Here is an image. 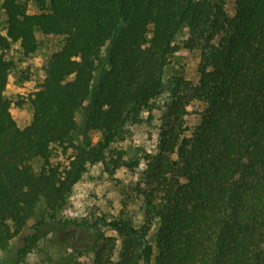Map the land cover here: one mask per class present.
<instances>
[{"label": "trees", "instance_id": "1", "mask_svg": "<svg viewBox=\"0 0 264 264\" xmlns=\"http://www.w3.org/2000/svg\"><path fill=\"white\" fill-rule=\"evenodd\" d=\"M46 1L38 0L36 13L22 0L0 4V249L21 236L20 264L48 220L89 225L58 214L89 164L120 166L106 151L165 91L175 38L186 29L183 46L201 52L200 79L169 81L158 151L146 155L140 182L159 221V252L148 238L152 221L138 227L102 217L91 226L115 231L121 245L113 261L116 240L96 235L103 247L94 264H264V0H234L232 14L228 0ZM39 32L64 43L22 128L6 95L16 67L11 49L20 43L31 60ZM195 103L201 110L190 128ZM92 130L103 134L97 144ZM57 144L75 149L67 167L50 161ZM38 158L45 164L35 171Z\"/></svg>", "mask_w": 264, "mask_h": 264}, {"label": "rangeland", "instance_id": "2", "mask_svg": "<svg viewBox=\"0 0 264 264\" xmlns=\"http://www.w3.org/2000/svg\"><path fill=\"white\" fill-rule=\"evenodd\" d=\"M4 0H0V4ZM30 13L39 11L38 0H22ZM49 5V1H46ZM228 12L233 13L234 0H228ZM5 16L0 18V34H5ZM188 30L184 29L175 38L176 52L172 55L169 65L165 69L164 81L167 84L165 91L152 104L151 110L144 109L141 113V121L129 122L126 131L117 138L106 151V160L115 159L120 163L119 167L107 168L101 161L87 166L80 181L74 186L73 193L68 204L59 212V219L75 220L79 223L88 222L87 226L63 227L51 223L48 220L41 230V239L34 249L22 259L20 264H94L97 250L100 248L98 234H104L107 243L116 241V252L113 261L118 260V249L121 240L115 231L101 226L96 229L91 226L98 218H121L135 226L141 227L150 220L151 227L148 238L158 254L157 231L158 219L153 217L151 206L146 191L142 188V173L147 168L146 155L158 151L160 130L163 126V112L172 96L168 90L169 81L175 76H182L194 83L200 79L199 64L201 52L188 50L183 46L188 37ZM40 42L36 53L31 60L26 58L21 50L20 43L12 45L11 53L16 67L9 76L6 95L11 102V112L17 123L23 128L30 124L33 116V108L30 103L31 96L40 89L46 76L48 61L53 53L57 52L64 43V37L45 36L38 33ZM107 54V46L102 49L101 56ZM186 116L190 128L198 123L197 112L201 106L195 103L188 107ZM79 118H81L79 116ZM90 136L94 144L103 139L100 131L92 130ZM75 149L69 145H54L50 161L61 167H67L75 155ZM45 164L41 158L31 162L35 171H39ZM145 192V193H144ZM22 245L21 236L11 240L6 249H0V264H15L18 248ZM110 246V245H109ZM109 246L104 247L105 259L109 256ZM118 246V247H117ZM102 262V261H101Z\"/></svg>", "mask_w": 264, "mask_h": 264}]
</instances>
